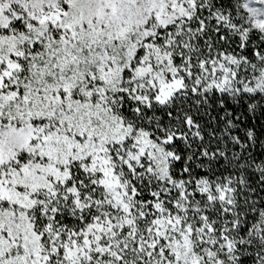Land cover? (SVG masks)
Segmentation results:
<instances>
[{
  "label": "snow or ice",
  "instance_id": "snow-or-ice-1",
  "mask_svg": "<svg viewBox=\"0 0 264 264\" xmlns=\"http://www.w3.org/2000/svg\"><path fill=\"white\" fill-rule=\"evenodd\" d=\"M0 264H264V0H0Z\"/></svg>",
  "mask_w": 264,
  "mask_h": 264
}]
</instances>
